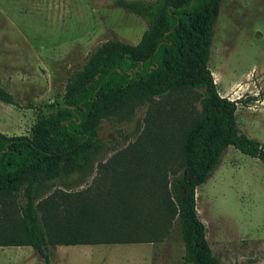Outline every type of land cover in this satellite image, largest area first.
I'll return each mask as SVG.
<instances>
[{
    "label": "trees",
    "instance_id": "obj_1",
    "mask_svg": "<svg viewBox=\"0 0 264 264\" xmlns=\"http://www.w3.org/2000/svg\"><path fill=\"white\" fill-rule=\"evenodd\" d=\"M220 2L113 0L145 20L140 39L98 43L67 78L61 101L47 112L37 108L29 134L0 131V209L17 219L7 230L13 238L0 240V246L30 245L49 264V246L160 242L177 228L185 262L220 264L198 216L195 189L229 144L264 161V142L236 123L237 101L256 95L222 96L208 66ZM189 95L199 108L183 115L177 151L170 149L178 126L167 132L172 121L165 115L166 128L159 124L160 148H166L161 153H115L99 163L101 179L92 186L39 197L48 180L67 188L92 173L103 148V119ZM0 100L19 104L2 85ZM21 191L24 201L17 199Z\"/></svg>",
    "mask_w": 264,
    "mask_h": 264
},
{
    "label": "rangeland",
    "instance_id": "obj_2",
    "mask_svg": "<svg viewBox=\"0 0 264 264\" xmlns=\"http://www.w3.org/2000/svg\"><path fill=\"white\" fill-rule=\"evenodd\" d=\"M145 28L142 17L113 0H0V85L19 102L0 100V131L29 134L37 108L47 112L61 101L67 78L98 43L108 38L136 43ZM208 66L222 96L256 95L237 101L236 123L242 132L264 142V0H221ZM192 108L198 109L199 102L189 95L172 104L146 102L103 119V148L92 173L67 188L57 179L48 180L39 197L57 189L92 186L101 179L99 163L115 153H161L166 148H160L159 124L165 115L172 121L170 130L163 124L167 132L178 126L170 149L177 151L183 115ZM195 196L198 216L220 264H264V161L229 144L212 174L196 187ZM17 199L25 200L22 191ZM16 221L0 209V240L13 238L7 230ZM48 249L49 264H194L182 259L184 245L177 228L154 243ZM0 264L47 263L31 246L8 245L0 246Z\"/></svg>",
    "mask_w": 264,
    "mask_h": 264
},
{
    "label": "crops",
    "instance_id": "obj_3",
    "mask_svg": "<svg viewBox=\"0 0 264 264\" xmlns=\"http://www.w3.org/2000/svg\"><path fill=\"white\" fill-rule=\"evenodd\" d=\"M115 243H145V242H115ZM115 243H89V244H115ZM151 243H154V242H151ZM57 245H73V244H57ZM8 246V245H7ZM17 246H21V245H17ZM27 246H30V245H27ZM32 247V246H31ZM50 247V246H49ZM48 247V248H49ZM33 248V247H32ZM34 250V249H33ZM48 252H49V249H48ZM50 256V255H49Z\"/></svg>",
    "mask_w": 264,
    "mask_h": 264
},
{
    "label": "bare ground",
    "instance_id": "obj_4",
    "mask_svg": "<svg viewBox=\"0 0 264 264\" xmlns=\"http://www.w3.org/2000/svg\"><path fill=\"white\" fill-rule=\"evenodd\" d=\"M216 78H218V79H219V77H217V76H216Z\"/></svg>",
    "mask_w": 264,
    "mask_h": 264
},
{
    "label": "built area",
    "instance_id": "obj_5",
    "mask_svg": "<svg viewBox=\"0 0 264 264\" xmlns=\"http://www.w3.org/2000/svg\"><path fill=\"white\" fill-rule=\"evenodd\" d=\"M240 97H242V96H240ZM239 98V97H238Z\"/></svg>",
    "mask_w": 264,
    "mask_h": 264
}]
</instances>
